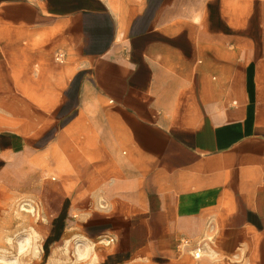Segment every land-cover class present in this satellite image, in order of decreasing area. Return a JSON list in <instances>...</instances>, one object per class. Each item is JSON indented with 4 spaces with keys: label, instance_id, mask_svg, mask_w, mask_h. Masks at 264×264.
Wrapping results in <instances>:
<instances>
[{
    "label": "crops",
    "instance_id": "1",
    "mask_svg": "<svg viewBox=\"0 0 264 264\" xmlns=\"http://www.w3.org/2000/svg\"><path fill=\"white\" fill-rule=\"evenodd\" d=\"M0 183L89 264H264V0H0Z\"/></svg>",
    "mask_w": 264,
    "mask_h": 264
},
{
    "label": "rangeland",
    "instance_id": "2",
    "mask_svg": "<svg viewBox=\"0 0 264 264\" xmlns=\"http://www.w3.org/2000/svg\"><path fill=\"white\" fill-rule=\"evenodd\" d=\"M78 239L37 193L0 183V264H89L86 241Z\"/></svg>",
    "mask_w": 264,
    "mask_h": 264
},
{
    "label": "built area",
    "instance_id": "3",
    "mask_svg": "<svg viewBox=\"0 0 264 264\" xmlns=\"http://www.w3.org/2000/svg\"><path fill=\"white\" fill-rule=\"evenodd\" d=\"M107 241H108V242L113 241V237H109V238L107 239ZM199 250H200V248H197V249H196L195 255H198V254H199Z\"/></svg>",
    "mask_w": 264,
    "mask_h": 264
}]
</instances>
